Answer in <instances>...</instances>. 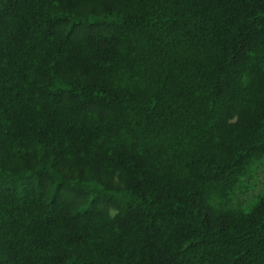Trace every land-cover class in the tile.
Here are the masks:
<instances>
[{
	"label": "trees",
	"instance_id": "obj_1",
	"mask_svg": "<svg viewBox=\"0 0 264 264\" xmlns=\"http://www.w3.org/2000/svg\"><path fill=\"white\" fill-rule=\"evenodd\" d=\"M264 0H0V264H264Z\"/></svg>",
	"mask_w": 264,
	"mask_h": 264
},
{
	"label": "rangeland",
	"instance_id": "obj_2",
	"mask_svg": "<svg viewBox=\"0 0 264 264\" xmlns=\"http://www.w3.org/2000/svg\"><path fill=\"white\" fill-rule=\"evenodd\" d=\"M258 171L250 181L245 183L239 195L232 201V205L241 207L243 209H249L255 199L264 193V163H260Z\"/></svg>",
	"mask_w": 264,
	"mask_h": 264
}]
</instances>
